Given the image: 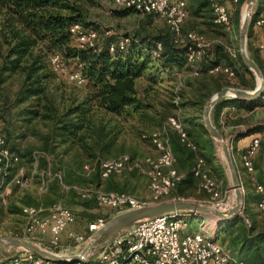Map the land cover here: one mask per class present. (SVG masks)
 Returning a JSON list of instances; mask_svg holds the SVG:
<instances>
[{
	"label": "trees",
	"instance_id": "obj_1",
	"mask_svg": "<svg viewBox=\"0 0 264 264\" xmlns=\"http://www.w3.org/2000/svg\"><path fill=\"white\" fill-rule=\"evenodd\" d=\"M204 2L212 12L208 1L204 0ZM225 3L230 9L228 2L225 1ZM82 4L80 0H0V46L4 47L0 49V82L5 81L13 73L21 74L22 83L17 92V100L22 102L31 99L34 106L26 119L30 121L32 117H37L51 123L50 132L43 139L45 144L36 155L39 169L46 168L48 163L51 164L49 155L56 150L55 148L58 147L56 145L59 144H67L65 151L73 144H79L86 152L90 148L97 149L98 152H109L115 139V135L111 134V130L108 129L111 118H117L122 114H136L138 120L144 122L145 119L146 121L152 115L149 114L147 107L151 105L150 95L152 94L150 92L153 89L154 81H156V73L159 71L172 73L175 66L181 67L185 64H190L191 68V63L187 60V45H179L173 41L172 34L165 22V26L153 32L139 27L134 34L124 33L130 38L124 49H115L110 52L109 43L116 39L112 33L106 34V40L99 48L97 44L95 48L78 47L74 36L69 31L72 24L79 23L83 28L96 31L92 27L93 23L86 19V12ZM260 10L261 8H257L250 20L248 39L254 28V19L259 15ZM133 11L137 12L130 7H122V9H113L112 14L125 16ZM145 14L154 15L152 13ZM72 39H74L75 45L72 44ZM157 42L161 44V48L159 55L155 57L151 50ZM248 46L252 58L264 76L262 50L257 47L251 48L249 40ZM54 52L59 53L62 64L68 59H75L76 64H82L84 85H86V91L81 100L71 101L61 107L56 94L50 88L56 75L49 62L50 56ZM195 64L198 68L197 74L202 76L189 100L192 105L206 102L213 92L223 86L230 84L235 86L253 85V79H255L252 72L243 63L239 51L236 49V54L232 55L222 44L216 43L206 47ZM215 66L231 69L233 76L237 74L239 80L231 83L223 79L224 75L229 76L225 72L221 70L210 72L209 69ZM140 78L145 79L146 85L139 90L136 80ZM60 102L63 100L60 99ZM173 103H175L174 100ZM178 104L175 103V105ZM262 104H264V88L257 97L251 99L222 98L213 106L211 119L219 129L224 125L235 126L243 120L244 117L241 114L254 110ZM226 106L233 107V111L226 110L221 114L222 108ZM187 121L192 124L191 130L185 129L189 139L195 143V140L191 139V131L199 139L206 135L203 142L208 149H213V142L204 128L203 122L197 123L194 118L187 119ZM262 128L263 126L260 124L250 125L245 132L235 134L234 137L248 132H259ZM172 134L176 137L171 139ZM171 136L170 143L175 157L177 155L179 161H182L180 149L184 147L192 152L194 160L196 156L194 152L197 150L193 151L183 144L175 132H172ZM52 141H56V143H52ZM261 145L264 147V143L260 142ZM191 155H189L190 158ZM34 156L32 154V161ZM179 165L181 169L185 168L184 164ZM176 167L183 171L177 166V159ZM56 169L57 167L51 166L52 171ZM63 173L64 184H74L66 177L64 171ZM184 173V178L174 188L176 196L186 195L185 187L193 186L192 173ZM95 175L98 176L97 181L91 179L89 182L100 186L102 179L97 171L89 178ZM53 188L61 191V194L63 193L57 179H52L50 182L48 189ZM69 190L73 191L71 188ZM258 197L259 195L255 193L251 199L257 202ZM56 200L60 199H54L50 203ZM84 205L93 207L94 202L91 199L84 200ZM243 207L245 213H250L252 205L244 203ZM251 223V226L248 227L244 218L235 215L226 221L219 233L230 238V246L235 252L232 253L245 264H264V229L257 230L254 219Z\"/></svg>",
	"mask_w": 264,
	"mask_h": 264
},
{
	"label": "built area",
	"instance_id": "obj_2",
	"mask_svg": "<svg viewBox=\"0 0 264 264\" xmlns=\"http://www.w3.org/2000/svg\"><path fill=\"white\" fill-rule=\"evenodd\" d=\"M207 1L211 7L214 22L229 31L232 22L225 0ZM233 1L236 2L237 0ZM113 3L118 7H130L137 12L152 13L161 18L168 26L173 41L179 45H187V60L191 64H195L209 45L203 35L195 31L183 30V23L187 16L184 0H113ZM253 23L256 27H264V15H258ZM69 31L74 36L78 47H96L97 32L95 30L86 29L79 23H74L70 26ZM109 33L111 31L106 30V34ZM129 40L128 35L117 36L114 41L109 43L110 52L115 49H124ZM257 47L264 51V38L258 42ZM160 48L161 44L157 42L151 50L152 55L157 57ZM227 49L230 54H236L235 50ZM49 62L55 73H65L67 80L74 85H84L85 78L81 63H77L75 69L67 71L57 52L51 54ZM193 67V73L197 74L198 68ZM219 70L233 76V71L227 67L215 66L209 69L210 72ZM174 102L178 103V99L174 98ZM233 109L229 106L224 107L225 111H233ZM221 124H223L222 121ZM238 131L245 132L246 128H240ZM172 132H175L179 140L188 148L193 151L197 150L196 144L189 139L181 120L177 116L171 115L163 120L158 127L142 134V137L149 140L154 146L157 152L155 157L148 156L138 161L132 160L126 154H121L114 158L96 157L93 161L81 165L82 171L87 176L97 171L101 179L108 178L112 174H122L126 170L138 169L142 171L147 177L148 195L145 198L130 192L105 190L91 182L85 186L64 184L63 171L61 169L52 171L50 163L46 168L37 172L36 155L33 160V170L27 174L23 168L19 167L11 180L21 187H28L34 182L37 175L39 190L46 191L51 180L57 179L62 189L69 190L71 188L82 199H91L95 201L98 207L113 210L115 213L167 201L161 198L168 195L185 176V173L176 167V157L170 143ZM235 134L237 133L233 132L232 136ZM260 142L261 139L258 135L251 137L249 144L241 152V161L245 169L252 174L251 179L255 191L259 195L256 206L260 212L264 213V184L253 177V157L260 147ZM19 161L18 153L9 146L5 132L0 127V189ZM191 173L198 180L197 191L205 192L210 196L211 201L208 204L224 208L222 203L214 201L219 197L220 192L204 157L195 156ZM21 216L23 217V224L19 237L34 240L38 244H41L40 241L45 239V247L59 253L75 252L70 251L72 248L78 250L90 236H87V232H95L106 221L104 216H98L86 224L87 232L76 231L72 228L76 221L75 213L61 200H56L48 205L42 203L24 205L21 208ZM189 217L190 213L175 211L143 220L130 227L122 235L104 243L97 252L96 260L98 264H245L221 242L199 230L180 235L182 231L187 229ZM63 238H66L67 244H63ZM88 260L60 264H89ZM0 264L54 263L33 252L25 251L13 252L10 256L0 260Z\"/></svg>",
	"mask_w": 264,
	"mask_h": 264
},
{
	"label": "rangeland",
	"instance_id": "obj_3",
	"mask_svg": "<svg viewBox=\"0 0 264 264\" xmlns=\"http://www.w3.org/2000/svg\"><path fill=\"white\" fill-rule=\"evenodd\" d=\"M80 1L83 3L82 6L86 12V19L93 23L92 27L97 31L96 44L98 48L103 45L106 40V30H110L112 35L117 37L127 32L134 34L135 30L139 29V27L146 28L147 30L153 32L165 26L164 21L156 15H146L133 11L125 16H115L112 14L113 9H122V7L115 6L113 0ZM225 1L228 2V6L230 8L229 12L232 26L229 31L223 27L216 28L215 32L220 36V41L217 42V44H222L225 46V48H230L231 50L236 51V49L238 50L239 26L241 14L243 15L244 10V0H237L236 2L233 0ZM263 4L264 0H256L253 6L254 12L257 8H261L259 15H264ZM183 30L185 31V22L183 23ZM72 44L75 45L74 39H72ZM250 47L253 49L256 48L254 45H250ZM3 48V46H0V49ZM247 50L249 55L252 57L251 50L248 46V39ZM63 65L65 66V70H73L76 68V60L68 59ZM189 65L185 64L181 67L175 66L172 73H166L162 71L156 73V81H154L152 87L153 89L150 92L152 94L150 95L151 105L147 107L149 114L152 115L150 118H147L146 121L145 119H142L144 122L138 120V116L136 114H122L117 118H111V124L109 125L108 129L111 130V134L115 135V139L114 144L111 146L109 152H98L97 149L94 150L91 148L86 152L79 144H73L72 147L65 151L67 144H59L56 145L58 146L55 148L56 150L49 155L51 166L57 167V169L64 171L66 177L72 180L77 186H85L89 181H91V179L96 182L98 176L95 175L92 178H89L90 175L87 176L82 171L81 165L85 162L93 161L96 157L114 158L118 155L126 154L132 160L138 161L148 156L155 157L157 152L154 146L149 142V140L144 139L142 134L153 130L168 116H177L182 121L183 126L187 131L189 129L191 130L192 128V124H189L187 119L192 120L194 118L196 119L197 123L203 122L202 111L205 102H201L199 105H192V103L189 101L193 96V91L197 87L198 80H200L202 75L193 73V66H196V64H191V68ZM223 79L228 80L231 83H235L239 80V77L237 74L234 76L224 75ZM21 83L22 75L18 73H13L7 77L5 81L2 83L0 82V127L7 136L9 146L20 156L18 165H15L11 171V175L7 178L6 182L0 189V236L21 235V228L23 224V217L21 216L22 206L35 204L36 202L38 204L42 203L44 205H48L54 199H60L64 204L73 210L76 217L75 224L78 226V229H80L84 223L91 222V220L97 216V213H99L98 216H104L107 220L115 214L113 210H87L86 206L84 205V200L86 199L79 197L75 190L68 191L63 189L62 194L61 191L59 192L54 188L47 189L46 191H40L38 188V181L36 179L38 177L37 175L34 178V182H32V184L28 187H21L11 180L12 176L16 173L17 168L19 167L23 168L27 174L33 170L34 161H32V154L37 155L40 152L41 147L45 144V141L43 140L44 136L50 132L51 128L50 122L41 120L37 117H32L30 121L26 119L29 116L30 110L34 108V106L31 99L22 102L17 100V92L21 86ZM230 86L235 85L230 84ZM254 86L255 79H253V85L247 84L246 86L236 87L252 89ZM50 88L56 94L60 107L63 106V104L71 103V101L77 102L81 100L86 91V85H74L67 80L65 73H56L54 83L50 84ZM174 98L178 99V105L173 103ZM60 99L63 100V102H60ZM257 107L258 108L255 109L252 115L249 114L243 118L241 124L247 128L252 123H254V125H262L263 128L257 133L262 140L261 143H264V104ZM228 126L229 125H224L220 129L218 128V130L224 136L226 142L229 143L230 151L232 153L231 139L234 137L232 136L233 130L236 129L235 126L231 125L229 128ZM238 126L239 124L236 127L238 128ZM191 133L192 135L189 133L191 139L195 140V143L198 146V149L196 152H194V154L202 156L206 159L210 168V174L217 182V189L220 193L219 197L214 201L222 203L224 208L231 206V204H233V200L235 199V191L232 188L229 171L222 153L214 144L213 149H208L206 144L203 142V139L206 138V135H203V137L199 139L196 137L193 131H191ZM174 137L176 136L172 134L171 139ZM52 143H56V141H52ZM258 150L261 152L264 150V147L261 145ZM180 153L182 155V161H179V157L176 155L177 166L180 168L181 166L179 164H184L185 168H180L183 170L182 172H191L194 162L193 156L191 155L192 152L183 147L180 149ZM189 155H191V158ZM37 172H40L39 168H37ZM125 175H132L133 177H136V183L134 184L135 186L133 188V190L136 192H129L138 197L145 198V194L139 193V190H142V185H144V187L147 185L146 175L140 170L133 169L126 170L122 174H112L110 178L113 177L114 180L120 177L125 181V178H127ZM192 179L194 181L193 186L190 185L189 187H185L186 195L191 194L195 195L194 197L200 198V195L205 192H198V180L193 176ZM113 180L110 182L116 184L117 182ZM101 188L106 190V188L103 186H101ZM192 189L196 191V194L193 193ZM174 190L175 189L173 188L168 195L163 196L161 199L172 200L178 199L179 197L183 199L195 200V198L187 197L185 195L176 196ZM123 191L128 192L127 190ZM203 199L204 200L196 201L205 203H210L209 201H211V198L208 194H206L205 198L203 197ZM93 202V207H96L97 205L95 201ZM243 206L244 205L242 204L241 209L235 215L244 218L245 224L248 227L251 226V222H253L254 219L256 220L255 228L257 230L264 229V213L260 212L256 205H253L250 208V213H245ZM230 218L218 220L214 217L203 215L199 216L190 213V217L187 221V229L182 231L180 235L199 230L205 235L218 240L227 249H229L231 252H234L230 246V238L227 237V235H222L219 233V230L223 228L226 221ZM90 234L91 232H88L87 236ZM102 240L103 238L100 239V241ZM40 242V245L44 247L46 246L45 239H42ZM62 242L63 244H67L66 238H63ZM82 245L84 246V244ZM82 245L78 250L72 248L70 251L78 252L83 247ZM12 253L13 252L7 250L0 251V260L10 256ZM96 258L97 253L91 255L88 263L98 264Z\"/></svg>",
	"mask_w": 264,
	"mask_h": 264
},
{
	"label": "water",
	"instance_id": "obj_4",
	"mask_svg": "<svg viewBox=\"0 0 264 264\" xmlns=\"http://www.w3.org/2000/svg\"><path fill=\"white\" fill-rule=\"evenodd\" d=\"M256 0H244V15L241 14L238 51L243 63L252 72L255 78V86L252 89H245L236 86L226 85L215 91L205 102L202 111V121L204 128L208 132L213 144L220 150L229 171L232 188L235 191V202L227 208H218L211 204L196 201L194 199H175L149 204L138 208H133L117 212L108 218L104 224L95 232L91 233L84 246L78 252L59 253L52 251L29 239L13 236H0V251L10 252H33L49 261L57 263H73L76 261H87L88 258L97 253L100 247L111 241L113 238L122 235L130 227L163 213L183 211L195 215H203L223 220L234 216L242 207L243 193L238 177L236 165L230 151L229 143L211 119V110L216 102L226 97H238L251 99L257 97L264 88V76L255 60L249 55L247 50L248 26L253 16V6ZM259 80V81H258ZM103 238L102 241L100 239Z\"/></svg>",
	"mask_w": 264,
	"mask_h": 264
},
{
	"label": "crops",
	"instance_id": "obj_5",
	"mask_svg": "<svg viewBox=\"0 0 264 264\" xmlns=\"http://www.w3.org/2000/svg\"><path fill=\"white\" fill-rule=\"evenodd\" d=\"M204 3H205L204 0H185L186 9H187V16H186L185 21H184L185 22V31H195V32L203 35L205 37V40L208 42V44L212 45V44H215V43L220 41L219 34L215 32L216 28L223 27V26L214 22L212 12L210 11L209 7L206 6ZM263 32H264L263 27L254 26V28L252 29L251 35L248 39L250 42V45H254L255 47H257L258 42L264 38ZM261 52L264 56V51H261ZM262 54H261V56H262ZM261 59H262V64L264 65V57H262ZM136 85H137V88L142 89L146 85L145 79H143V78L137 79ZM256 108H258V107H256ZM255 109L251 110L247 113L241 114V115L243 117H246L249 114L252 115V113L255 111ZM224 111L225 110L223 107L221 110V114ZM238 124H239L238 128L236 127L237 125H235L236 130H233V132L237 133V134L241 132V131L239 132L238 130L240 128L244 127L243 124H241V123H238ZM250 125H254V123H252ZM230 126H228V128ZM245 128L247 129V127H245ZM254 135H258V133L257 132H248V133L240 134L236 137H233V139H231L232 155H233V159H234L236 169L238 172L239 181H240V184L242 185V188H243L242 189L243 190V205H244V203H246V204L252 205V206L257 204V202H254L251 199V196L253 194H255L256 191H255V187L253 185V181L251 179L252 174L249 173L242 164L241 152L247 147V145L250 142L251 137H253ZM253 162H254L253 177L258 182H260V183L263 182L262 184H264V150L261 152L259 150L257 151L255 156L253 157ZM125 176H127V178H125V181L122 180V178H120V177L117 179H114V180H113V177L112 178L108 177V178L102 179L100 181V187L103 186L106 189H112V190H121V191L127 190L128 192L129 191H135V190H133V188L135 186L134 184L136 183V177H133L132 175H125ZM112 180L116 181L117 183L116 184L111 183L110 181H112ZM110 185H112V186H110ZM142 187L143 188H142V190H139V193H144L145 196H147L148 195L147 185H145V187H144V185H142ZM192 191H193V193L196 194L195 190L192 189ZM185 196L193 197V198H195V200H204L203 197L205 198L206 194L205 193L201 194L200 198L194 197L195 195H191V194L185 195ZM86 209L89 211H93V210L110 211L109 209H105L103 207H98V206L90 207V208L86 207ZM98 214L99 213H97L96 217H98ZM95 218H93V219H95ZM86 224L87 223H84L83 226H81V228L78 229L77 228L78 226L74 223L72 228L79 230V231H86L87 232Z\"/></svg>",
	"mask_w": 264,
	"mask_h": 264
},
{
	"label": "bare ground",
	"instance_id": "obj_6",
	"mask_svg": "<svg viewBox=\"0 0 264 264\" xmlns=\"http://www.w3.org/2000/svg\"><path fill=\"white\" fill-rule=\"evenodd\" d=\"M243 15H244V10H243ZM243 15H242V16H243ZM258 81H259V80H258ZM233 189H234V188H233ZM234 202H235V199L233 200V203H234ZM231 205H232V204H231Z\"/></svg>",
	"mask_w": 264,
	"mask_h": 264
}]
</instances>
